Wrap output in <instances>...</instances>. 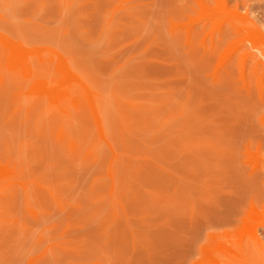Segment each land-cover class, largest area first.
Instances as JSON below:
<instances>
[{"label": "rangeland", "instance_id": "obj_1", "mask_svg": "<svg viewBox=\"0 0 264 264\" xmlns=\"http://www.w3.org/2000/svg\"><path fill=\"white\" fill-rule=\"evenodd\" d=\"M0 264H264V0H0Z\"/></svg>", "mask_w": 264, "mask_h": 264}, {"label": "bare ground", "instance_id": "obj_2", "mask_svg": "<svg viewBox=\"0 0 264 264\" xmlns=\"http://www.w3.org/2000/svg\"><path fill=\"white\" fill-rule=\"evenodd\" d=\"M15 51H17V50H15ZM15 51H14V53H15Z\"/></svg>", "mask_w": 264, "mask_h": 264}]
</instances>
